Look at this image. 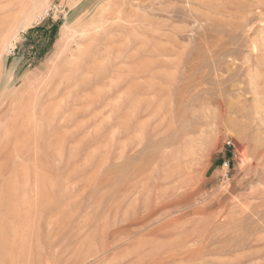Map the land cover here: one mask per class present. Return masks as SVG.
Wrapping results in <instances>:
<instances>
[{
    "label": "rangeland",
    "instance_id": "obj_1",
    "mask_svg": "<svg viewBox=\"0 0 264 264\" xmlns=\"http://www.w3.org/2000/svg\"><path fill=\"white\" fill-rule=\"evenodd\" d=\"M0 264H264V0H0Z\"/></svg>",
    "mask_w": 264,
    "mask_h": 264
}]
</instances>
